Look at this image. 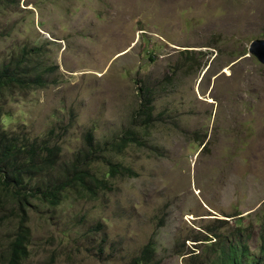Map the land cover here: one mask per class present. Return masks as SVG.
<instances>
[{"label": "rangeland", "instance_id": "1", "mask_svg": "<svg viewBox=\"0 0 264 264\" xmlns=\"http://www.w3.org/2000/svg\"><path fill=\"white\" fill-rule=\"evenodd\" d=\"M257 39L264 0H0V72L35 51L24 79L45 81L2 89L0 132L21 157L35 142L60 149L53 169L24 178L30 239L22 263L131 264L152 241L157 264L213 262L243 238L258 254L264 64L250 53ZM128 130L141 144L120 152ZM89 132L94 146L84 160ZM81 160L107 189L96 197L66 190L58 206L40 199L38 187L63 181ZM114 164L135 175L111 177ZM21 216L0 186V264Z\"/></svg>", "mask_w": 264, "mask_h": 264}, {"label": "trees", "instance_id": "2", "mask_svg": "<svg viewBox=\"0 0 264 264\" xmlns=\"http://www.w3.org/2000/svg\"><path fill=\"white\" fill-rule=\"evenodd\" d=\"M35 51L20 58V61L15 65L13 69L11 65L3 67V71L0 72V92L3 88L9 85L19 84L21 86H27L29 83H33L39 87L45 85L42 75L36 76L33 81H27L24 79V64L28 62L29 56ZM146 96L142 103V115L144 121L149 123L153 120V99L151 92L146 90ZM5 138V139H4ZM7 138L0 132V186L7 192L11 198L14 199L16 206L21 213V220L17 234L11 242L5 264H23L22 262L28 257V244L30 239V230L26 226V206L28 204V195H24L22 191L24 187L25 176H33L38 169H53L60 154L58 147H50L48 145L38 144L37 142L29 144L24 151L26 155L21 157L23 149L17 145L16 141H5ZM88 152L84 157V160H89L91 148H93L94 137L93 133L89 132L86 135ZM130 144H141L135 131L128 130L124 138L119 143V151L121 152ZM24 158V159H21ZM84 161H77L72 165L70 172L66 175L63 181L51 183L47 189L38 187L37 193H39L40 199L51 203L53 206H58L61 203V194L69 189H77L79 192H85L86 194L96 197L98 195V189H107L108 185L103 181L96 178L88 170L83 168ZM71 175L68 177V175ZM109 174L111 177L116 176H134L135 173L130 169L120 164H114L110 166ZM35 196V195H32ZM255 228V227H253ZM241 230V229H240ZM261 231V243L262 248L259 249V253L253 255L249 245L245 243L243 238L240 242L234 241L233 244L224 250L225 254L219 259L211 262L210 260L203 264H264V227ZM221 238V236L217 235ZM241 238V237H240ZM206 241H211L208 239ZM244 244V245H243ZM213 250V249H212ZM157 255V248L155 243L150 242L142 251L141 255L136 257L131 264H157L155 258ZM225 256V259H222Z\"/></svg>", "mask_w": 264, "mask_h": 264}, {"label": "water", "instance_id": "3", "mask_svg": "<svg viewBox=\"0 0 264 264\" xmlns=\"http://www.w3.org/2000/svg\"><path fill=\"white\" fill-rule=\"evenodd\" d=\"M251 55H255L264 64V39H257L250 46Z\"/></svg>", "mask_w": 264, "mask_h": 264}, {"label": "bare ground", "instance_id": "4", "mask_svg": "<svg viewBox=\"0 0 264 264\" xmlns=\"http://www.w3.org/2000/svg\"><path fill=\"white\" fill-rule=\"evenodd\" d=\"M95 54H96V53H95ZM227 70H228V69H227ZM229 73H231V72H229ZM229 73H228V74H229ZM211 100H212V99H211Z\"/></svg>", "mask_w": 264, "mask_h": 264}]
</instances>
